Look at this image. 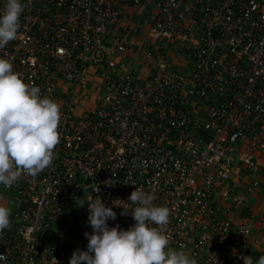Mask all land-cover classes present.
<instances>
[{"label": "built area", "instance_id": "1", "mask_svg": "<svg viewBox=\"0 0 264 264\" xmlns=\"http://www.w3.org/2000/svg\"><path fill=\"white\" fill-rule=\"evenodd\" d=\"M22 2L18 35L0 58L59 103L61 136L50 167L0 185L12 209L0 264H69L87 250L89 201L112 207L136 187L170 209L166 225L151 224L170 248L197 264H243L252 225L221 217L218 201L243 206L259 182L240 190L236 167L255 174L264 165V0H156L148 38L169 56L188 54L193 68L148 52L153 73L143 79L118 73L104 49L119 0ZM112 49L123 55L124 41L115 38ZM87 96L96 106L76 113ZM113 211L110 227L135 224L131 210Z\"/></svg>", "mask_w": 264, "mask_h": 264}, {"label": "clouds", "instance_id": "2", "mask_svg": "<svg viewBox=\"0 0 264 264\" xmlns=\"http://www.w3.org/2000/svg\"><path fill=\"white\" fill-rule=\"evenodd\" d=\"M24 12L22 0H6L0 11V49L16 39L20 17ZM61 108L58 102L42 96L41 88L25 83L12 63L0 58V185L10 188L23 174L36 177L50 167L55 158L54 149L60 142L58 131ZM111 186L112 180L105 182ZM96 185L93 192H99ZM106 206L97 196L88 203V225L91 233L84 235L87 250L73 252L69 264H197V260L169 247L170 236L159 227L170 217L167 206H155L154 195L135 188L128 202ZM136 207H128L129 204ZM121 208L135 224L124 230L119 225L110 227ZM11 209L0 205V234L10 227ZM243 264H254L251 256L243 257ZM255 264H264L261 256Z\"/></svg>", "mask_w": 264, "mask_h": 264}, {"label": "crops", "instance_id": "3", "mask_svg": "<svg viewBox=\"0 0 264 264\" xmlns=\"http://www.w3.org/2000/svg\"><path fill=\"white\" fill-rule=\"evenodd\" d=\"M145 4L144 10H139L141 5ZM118 11L120 14L116 26L110 29L108 38L104 43V49L108 58L114 63L118 73L124 71L131 72L138 78H147L153 73L152 61L144 60L145 51L153 53L154 59H158L163 50V42L152 41L148 38L147 33L150 26L155 20L157 13L156 0H119ZM115 38H121L126 46V52L118 54L112 49V43ZM160 43V45L158 44ZM161 48H156V46ZM152 48V49H151ZM173 62H176L174 59ZM75 112H81L94 105V97L87 96ZM81 108V109H79ZM245 148L241 144L240 150ZM235 175L232 181L242 190L249 186L253 180L259 182V186L249 195L243 194L245 203L243 206L228 208L227 203L222 200L218 201V213L221 217L227 218L233 223H249L252 225V247L249 255L254 261L264 256V165L258 163V172L248 173L242 167H236Z\"/></svg>", "mask_w": 264, "mask_h": 264}, {"label": "rangeland", "instance_id": "4", "mask_svg": "<svg viewBox=\"0 0 264 264\" xmlns=\"http://www.w3.org/2000/svg\"><path fill=\"white\" fill-rule=\"evenodd\" d=\"M159 45H160V43H158ZM164 45V44H163ZM156 48H161L160 46H156ZM152 49V48H151ZM151 51V50H150ZM150 51H145L143 54H145L146 55V53H148V52H150ZM167 51H169V50H167ZM165 52V50H161L160 51V55H159V58H161V57H163V58H169V57H172V61H173V59H176V61H177V64L179 65H183V64H185L186 63V70L187 71H190V69L191 68H193V59L191 60V58H189L190 56L187 54V55H185L184 53H183V56H181L180 54H179V52H175L174 51V53H175V56H173V54L174 53H172L171 54V56H169L168 54H165L164 53ZM155 51L153 50V56H155ZM145 60V59H144ZM158 59H155V61H157ZM185 66V65H184ZM80 106V105H79ZM78 106V107H79ZM96 105H93L92 106V108L93 107H95ZM75 109H77V106L75 107ZM79 109H81V108H79ZM0 205H3V206H6V207H8V208H10L11 209V207H10V204H9V202L2 196V194H0ZM11 211H12V209H11Z\"/></svg>", "mask_w": 264, "mask_h": 264}]
</instances>
